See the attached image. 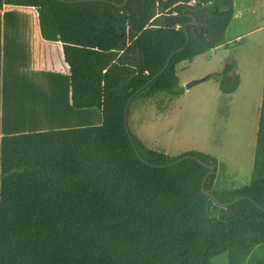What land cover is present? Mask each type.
Instances as JSON below:
<instances>
[{"label": "trees", "instance_id": "1", "mask_svg": "<svg viewBox=\"0 0 264 264\" xmlns=\"http://www.w3.org/2000/svg\"><path fill=\"white\" fill-rule=\"evenodd\" d=\"M4 5L36 9L72 106L102 123L1 137L0 264H264V84L241 187L216 186L215 156L152 150L126 129L134 100L175 95L176 66L225 43L234 0H0V74ZM208 78L222 94L240 84L234 62Z\"/></svg>", "mask_w": 264, "mask_h": 264}, {"label": "rangeland", "instance_id": "2", "mask_svg": "<svg viewBox=\"0 0 264 264\" xmlns=\"http://www.w3.org/2000/svg\"><path fill=\"white\" fill-rule=\"evenodd\" d=\"M258 2L264 3V0H235L236 15L241 14L233 18L225 38L241 36L240 44L210 50L191 61L179 63L175 95L160 93L150 100L136 99L128 112L130 132L149 149L173 156L199 151L225 164V170H216L215 184L219 189L241 187L251 177L264 81V6ZM26 8H4L7 15L4 22L24 24L30 21L32 12L38 17L35 8ZM24 33L22 29L13 31L12 36L9 32L5 45L8 49L7 82L12 80V73H18L15 80L20 83L18 89H11L13 94H18L12 95L7 102L11 113L22 112L26 102H40L38 98L48 92L32 89V86L42 80L51 81L49 76L42 79V76L23 71L29 63ZM227 62L235 63L242 84L234 93L222 94L217 81L214 78L205 80V77L221 74ZM196 80L202 81L186 87ZM53 91L58 94V102L60 95ZM6 95L8 97V89ZM47 121L36 117L25 120L29 125L26 129L37 128L36 123ZM213 264H228L227 254L215 257Z\"/></svg>", "mask_w": 264, "mask_h": 264}, {"label": "crops", "instance_id": "3", "mask_svg": "<svg viewBox=\"0 0 264 264\" xmlns=\"http://www.w3.org/2000/svg\"><path fill=\"white\" fill-rule=\"evenodd\" d=\"M258 5L264 6V3H257ZM4 8H19L27 9L25 6H12L4 5L2 13V32H1V43H2V53H1V74H0V140L3 135L8 134H19L25 132H35V131H45V130H56L65 128H75V127H88V126H98L102 123L101 112L95 108H74L71 104V92L69 85V69L68 66L63 61V50L60 42H52L42 38L40 32V26L38 22V17L35 13H30V21L24 24H14L5 23L6 12ZM37 14V13H36ZM241 13L238 12L236 15V7L234 0V16L238 17ZM232 18V20H233ZM24 30L25 33L22 35L27 43V61L29 62L23 69V71L28 74L31 72L33 75L49 76L51 81H40L37 82L32 89L37 90H56L60 95L58 99L59 105L51 110H41V111H22L11 113L8 109L7 102L11 99V96H16L18 93H12L11 89H18L20 83L15 80L18 73L11 74V81L7 82L6 77V67L8 59V49H6V42L8 41L9 32L11 36L13 31ZM241 36H235L230 39H226L223 45H220L212 50H217L219 48H229L234 47L238 42H241ZM14 50H12V53ZM18 53V52H17ZM16 58V57H15ZM17 68V67H16ZM30 68L32 71H29ZM18 69V68H17ZM237 73V71H236ZM210 75V74H209ZM240 76V75H239ZM207 77V76H206ZM205 77V80H206ZM203 80V79H202ZM201 80V81H202ZM200 81V82H201ZM242 84V79L240 77V84ZM264 84V81H263ZM11 85V86H10ZM238 87V88H239ZM62 89V91L59 90ZM2 89V92H1ZM6 89H8V97L6 95ZM263 89V88H262ZM19 92V91H18ZM56 97H57V93ZM37 115H43L44 118L47 115L53 116V119L57 120L55 122L45 124L42 122L36 123L37 128H29L28 123L25 122L27 119H32L37 117ZM58 115V117H57ZM42 116V117H43ZM12 119V120H11Z\"/></svg>", "mask_w": 264, "mask_h": 264}, {"label": "bare ground", "instance_id": "4", "mask_svg": "<svg viewBox=\"0 0 264 264\" xmlns=\"http://www.w3.org/2000/svg\"><path fill=\"white\" fill-rule=\"evenodd\" d=\"M47 94L41 96L40 98H38V101H34V102H31L29 101V103L26 102V108H23V111H41V110H51V108H55L56 106L59 105V102H57V98H56V92H54L52 89L51 90H47ZM22 99H23V96H22ZM41 99V100H40ZM49 99V100H48ZM27 100V99H25ZM24 100V101H25ZM43 115H37V119H40V120H49L47 121L45 124H49V123H52V122H55L57 120L53 119V116H50V115H47L48 117L44 118V116L42 117ZM58 117V115H57ZM28 120V119H27Z\"/></svg>", "mask_w": 264, "mask_h": 264}, {"label": "water", "instance_id": "5", "mask_svg": "<svg viewBox=\"0 0 264 264\" xmlns=\"http://www.w3.org/2000/svg\"><path fill=\"white\" fill-rule=\"evenodd\" d=\"M102 1H105V0H102ZM112 4H113V5H117V4L114 3V2H112ZM124 4H125V2L123 3V5H124ZM190 24H192V25H195V24H196V20H195L194 17H192V21L190 22ZM184 30H185V27H184ZM201 35H202V28H201L200 33H199V36H201ZM186 37H187V39H186V44H187V43H188V40H189L188 34H186ZM180 50H181V49H180ZM168 63H169V60L167 61L166 65L162 68V70H161L159 73H157V74L155 75L154 78L158 77V76H159V75H160V74H161V73L167 68ZM200 81H201V80L191 81V82H189V83L186 84V87L189 88V87L192 86L193 84H195V83H199ZM138 92H139V91H138ZM138 92H136L132 97H134ZM126 110H127V108H126ZM126 129H127L128 133H130V130H129V128H128V123H126ZM198 161L201 163V165H203L205 168H207V169L209 170L207 176L210 175V174H212V173H214V171H215V166H214V165L207 164V163H205V162H203L202 160H199V159H198ZM207 176H206V177H207ZM206 177H205L204 181L206 180ZM202 192H203V194H204L205 196H209V197H212V198H213L212 194L209 193V192H207V191L204 189V186H203V185H202Z\"/></svg>", "mask_w": 264, "mask_h": 264}, {"label": "built area", "instance_id": "6", "mask_svg": "<svg viewBox=\"0 0 264 264\" xmlns=\"http://www.w3.org/2000/svg\"><path fill=\"white\" fill-rule=\"evenodd\" d=\"M37 12V11H36Z\"/></svg>", "mask_w": 264, "mask_h": 264}]
</instances>
